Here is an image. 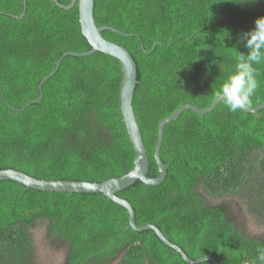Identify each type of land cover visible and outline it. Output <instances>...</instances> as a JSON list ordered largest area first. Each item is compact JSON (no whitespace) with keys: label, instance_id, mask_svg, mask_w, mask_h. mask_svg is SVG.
I'll return each instance as SVG.
<instances>
[{"label":"trees","instance_id":"16d2710c","mask_svg":"<svg viewBox=\"0 0 264 264\" xmlns=\"http://www.w3.org/2000/svg\"><path fill=\"white\" fill-rule=\"evenodd\" d=\"M68 6L71 0H56ZM25 11V12H24ZM0 171L45 181L102 183L129 173L135 151L120 111V62L91 50L78 3L0 0ZM23 17L18 19L15 17ZM264 16V0H95L104 38L137 65L134 110L150 160L158 127L185 104L204 110L248 49L238 36ZM249 108L264 103V61ZM17 109V110H15ZM165 181L118 192L137 226L155 225L188 258L249 264L264 249L232 202L264 226V108L232 112L221 101L201 116L185 110L164 130ZM127 211L101 194L49 193L0 182V264H38L34 229L65 250L64 264H188L150 230L125 231ZM63 250V251H64ZM200 264H212L203 262Z\"/></svg>","mask_w":264,"mask_h":264},{"label":"water","instance_id":"95a60500","mask_svg":"<svg viewBox=\"0 0 264 264\" xmlns=\"http://www.w3.org/2000/svg\"><path fill=\"white\" fill-rule=\"evenodd\" d=\"M60 8L69 9L74 6L75 3H78L79 8V22L81 26V31L83 36L86 38L88 43L91 46V50L76 54L73 52L64 53L58 60L54 70L45 77L38 85L40 92L39 98L32 103L27 104L21 109H15L17 111H23L30 104L40 103L42 100V86L45 82L51 79L58 72V69L62 63V60L67 56L73 57H83L90 56L96 52L104 53L110 57L117 59L122 67V83L120 90V111L123 117V122L125 123L128 136L133 144L135 151V159L133 169L124 176L118 178L108 179L102 183H90V182H75V181H45L35 179L23 172L7 169L0 171V182L2 181H13L20 185L25 186L27 189L39 190L42 192L49 193H68L71 194H101L104 195L106 200L112 201L116 205L123 207L129 216V223L125 231L132 229L136 232H142L146 230L153 231L157 237L163 242L166 246L174 249L182 259L188 264H200L203 262H210L212 264H218V262L211 257H203L198 260H191L186 256L183 250L178 247L176 244L172 243L163 232L155 225H146V226H137L135 222V211L132 205L124 199H121L117 196L118 192L130 187L135 182L140 181L144 185L149 187H157L161 185L167 176L168 165H166L160 155L161 146L163 142L164 130L168 123L175 121L180 117V115L185 110H190L201 116L206 115L212 111L220 102L217 98L215 101L206 109L200 110L194 105L185 104L176 110L170 117L162 120L158 127V139L156 142V147L154 151V159L158 167V175L155 178H150L149 174V165L150 160L147 154L146 147L143 142L142 133L140 126L137 121L136 113L134 110V93L138 82L137 74V65L130 54V52L111 41H108L102 35V32L110 29L115 30L110 27H101L98 26L94 17V8L95 0H71V3L68 6H64L58 3L56 0H52ZM26 0H24V3ZM25 12V11H24ZM1 14V12H0ZM24 13L21 16L15 18H22ZM116 31V30H115ZM264 108V103H261L255 108L245 109L247 113L257 114L258 111Z\"/></svg>","mask_w":264,"mask_h":264},{"label":"clouds","instance_id":"9594fccd","mask_svg":"<svg viewBox=\"0 0 264 264\" xmlns=\"http://www.w3.org/2000/svg\"><path fill=\"white\" fill-rule=\"evenodd\" d=\"M255 27L238 36V43L248 49L247 55L239 53V60L235 72L223 83L217 99L223 101L230 111L248 109L251 98L259 86L257 69L253 66L264 61V16L254 22ZM249 264H264V249L258 257L249 261Z\"/></svg>","mask_w":264,"mask_h":264},{"label":"rangeland","instance_id":"374dc122","mask_svg":"<svg viewBox=\"0 0 264 264\" xmlns=\"http://www.w3.org/2000/svg\"><path fill=\"white\" fill-rule=\"evenodd\" d=\"M234 214L243 223L244 232L251 237H260L264 235V226L251 218V215L247 214L244 207L239 206L237 203L232 202ZM35 246H36V258L38 264H64L66 253L63 251L60 245H52L46 239V229L44 227H37L33 232Z\"/></svg>","mask_w":264,"mask_h":264}]
</instances>
